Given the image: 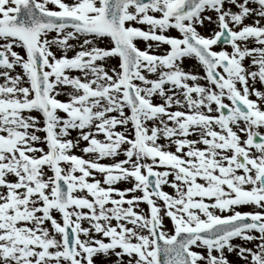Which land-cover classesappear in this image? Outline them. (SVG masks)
<instances>
[{
  "label": "snow or ice",
  "instance_id": "1",
  "mask_svg": "<svg viewBox=\"0 0 264 264\" xmlns=\"http://www.w3.org/2000/svg\"><path fill=\"white\" fill-rule=\"evenodd\" d=\"M257 83L264 0H0V264H264Z\"/></svg>",
  "mask_w": 264,
  "mask_h": 264
},
{
  "label": "flooded vegetation",
  "instance_id": "2",
  "mask_svg": "<svg viewBox=\"0 0 264 264\" xmlns=\"http://www.w3.org/2000/svg\"><path fill=\"white\" fill-rule=\"evenodd\" d=\"M246 22H250V21H246ZM215 29V25H208L207 22L205 23V26L203 28H199L198 27V31L200 32L201 35H204V36H208L211 34V32ZM172 36H176V32L174 30H172ZM221 48H223L224 50H228L230 51V48L227 46V45H221L219 47L217 46H213V50H221ZM185 70H192V71H199L200 74H202V70H199L197 68V65H196V61L194 59H186L184 61V64L182 65ZM201 83H204L203 81H201ZM250 99H253L252 97H250ZM160 101H158L157 103H159ZM226 103H228V101L225 100ZM60 115V114H59ZM190 139L191 138H194V137H189ZM164 141L163 140H160L158 141V143H163ZM169 150H173V149H169ZM173 192V191H172ZM241 211H251L252 209L248 208V207H244L242 209H240ZM238 243H242L240 240H237Z\"/></svg>",
  "mask_w": 264,
  "mask_h": 264
},
{
  "label": "rangeland",
  "instance_id": "3",
  "mask_svg": "<svg viewBox=\"0 0 264 264\" xmlns=\"http://www.w3.org/2000/svg\"><path fill=\"white\" fill-rule=\"evenodd\" d=\"M100 46L101 47H105L106 46V42H103V43H101L100 44ZM58 51V50H57ZM160 52H162L163 51V48H162V50H159ZM59 52H57L56 54H57V56H59L60 54H58ZM73 55V52L72 51H69L68 52V56H72ZM110 63L111 64H114L115 63V61H110ZM245 65H247L248 64V61L247 60H245ZM17 71H19V69H17ZM72 75H79V73H77V72H73V73H71ZM256 88H257V90H264V85H260L259 83H257V85H256ZM59 99H66V97L65 96H60V97H58ZM255 99H256V97H254ZM34 114V113H33ZM35 115V114H34ZM76 136V132H73L72 133V137H75ZM102 138V137H101ZM119 158H121V157H119ZM118 158V159H119ZM101 163H109V162H107V158L105 159V160H103V161H101ZM97 177H99V174L98 175H96ZM128 186H130V185H127L125 182H120V183H118V184H116L115 185V187H117V188H120V189H123V188H125V187H128ZM140 207L141 208H144V209H146L145 208V206L143 205V204H141L140 205ZM165 221L167 222V218H165ZM168 225H169V223H168ZM84 226H87V225H84ZM167 230V229H166ZM231 260H232V262H237V259H233V258H231ZM230 260V261H231ZM235 264V263H234Z\"/></svg>",
  "mask_w": 264,
  "mask_h": 264
}]
</instances>
